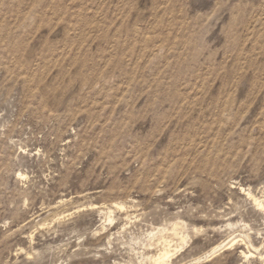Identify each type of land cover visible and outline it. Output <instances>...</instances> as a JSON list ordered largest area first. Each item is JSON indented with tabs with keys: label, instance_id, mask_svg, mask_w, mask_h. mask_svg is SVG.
<instances>
[{
	"label": "rangeland",
	"instance_id": "374dc122",
	"mask_svg": "<svg viewBox=\"0 0 264 264\" xmlns=\"http://www.w3.org/2000/svg\"><path fill=\"white\" fill-rule=\"evenodd\" d=\"M253 199L264 0H0V264H264Z\"/></svg>",
	"mask_w": 264,
	"mask_h": 264
},
{
	"label": "bare ground",
	"instance_id": "6f19581e",
	"mask_svg": "<svg viewBox=\"0 0 264 264\" xmlns=\"http://www.w3.org/2000/svg\"><path fill=\"white\" fill-rule=\"evenodd\" d=\"M244 193V192H243ZM247 196H249L250 198H251V196H250V194L249 193H247L246 194ZM253 202H254V204H255V206L257 207V209L259 210V211H262V212H264V206L262 205V203L261 202H258L256 199H253ZM109 218V217H108ZM109 221V220H108ZM176 230V229H175ZM176 232V231H175ZM161 242V241H160ZM234 244V243H233ZM232 245V244H231ZM230 246V245H229ZM228 247V246H227ZM164 252H162V255L160 254V255H157L158 257L157 258H154L155 260H154V263L155 264H163L162 262L164 261V260H166L167 259V253L168 252H166L165 253V250H163ZM215 251V250H214ZM164 253V254H163ZM247 256V255H246ZM169 257V256H168ZM166 258V259H165ZM152 262V261H151ZM165 263V262H164Z\"/></svg>",
	"mask_w": 264,
	"mask_h": 264
}]
</instances>
